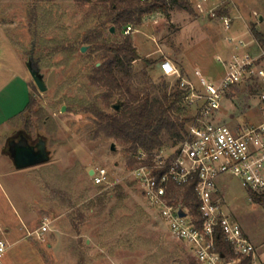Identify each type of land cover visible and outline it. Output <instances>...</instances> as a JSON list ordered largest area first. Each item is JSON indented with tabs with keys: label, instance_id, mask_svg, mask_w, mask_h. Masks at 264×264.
I'll return each mask as SVG.
<instances>
[{
	"label": "rangeland",
	"instance_id": "374dc122",
	"mask_svg": "<svg viewBox=\"0 0 264 264\" xmlns=\"http://www.w3.org/2000/svg\"><path fill=\"white\" fill-rule=\"evenodd\" d=\"M35 1L0 0L6 35L23 61L32 60L46 85V90L39 92L30 78L31 106L12 131L0 132L2 169L12 173L11 191L20 201L19 205H6L12 195L0 185V238L11 245L0 257V264H197L187 246L171 237L139 185L122 178L128 170L122 148L93 136L94 124L80 107L102 91L89 83L92 61L79 52L70 55L53 49L62 44L75 49L82 41V32L99 23L98 9L72 0ZM190 2L187 11L171 9L174 23L153 30L146 27V32L156 35L158 44L174 50L177 67L185 60L191 74L188 79L194 84H199L195 68L205 81L217 83L225 71L216 58L226 59L230 51L224 45L220 23L197 15ZM227 10L235 18L234 31L252 42L249 51L256 54L264 50L250 32L253 27L264 34V0H227ZM133 37L146 47L142 49L138 43L140 53L155 49L141 33ZM132 74L133 89L145 92L154 87L155 94H160L162 86H167V92L175 89L174 80L162 77L158 69L153 72L141 60L132 63ZM257 96L253 82L234 87L224 96L216 119L230 127L257 122ZM185 114L191 118L193 108L186 105ZM20 135L32 144L45 141L49 159L16 169L8 142ZM163 142L165 149L175 146L166 135ZM98 165L121 167L120 190L112 191L113 187L105 191L93 185L87 169ZM4 180L0 177V184ZM217 183L223 210L240 224L264 264V208L251 201L239 179L224 175ZM45 219L51 231L39 241L32 231ZM9 225L11 231L4 232Z\"/></svg>",
	"mask_w": 264,
	"mask_h": 264
},
{
	"label": "built area",
	"instance_id": "2783aa9c",
	"mask_svg": "<svg viewBox=\"0 0 264 264\" xmlns=\"http://www.w3.org/2000/svg\"><path fill=\"white\" fill-rule=\"evenodd\" d=\"M105 1V0H103ZM141 2L149 0H140ZM199 16L217 20L223 30V42L230 51L228 58L217 56L224 76L217 83L205 81L199 74V84L183 76L169 59H162L160 75L177 83L184 102L194 114L186 126L184 139L170 149L152 152L138 150L132 155L134 165L123 179L136 182L143 197L159 215L172 238L184 243L197 264H261L255 244L240 224L223 210L218 179L228 175L240 180L248 192H264V50L252 54L251 41L234 31V17L228 13L227 0H191ZM164 14L149 16L153 24ZM136 31L132 24L121 29L123 36ZM256 52V51H255ZM253 82L258 91L259 120L228 126L216 119L224 96L242 83ZM105 165L91 166L93 185L108 191L120 183L119 171ZM195 181L196 213L181 200L172 198L175 187ZM180 212L184 215L181 216ZM50 230L45 219L33 232L44 240ZM220 235L231 251L223 254L215 236ZM11 245L0 239V257Z\"/></svg>",
	"mask_w": 264,
	"mask_h": 264
},
{
	"label": "trees",
	"instance_id": "16d2710c",
	"mask_svg": "<svg viewBox=\"0 0 264 264\" xmlns=\"http://www.w3.org/2000/svg\"><path fill=\"white\" fill-rule=\"evenodd\" d=\"M53 1L36 0L35 3ZM72 1L92 5V10L98 9L101 14L100 21L95 27L82 32V41L75 49L66 44L53 48L54 51L59 49L68 51L70 55L79 52L92 61L88 80L92 86L102 91L94 100L80 107L94 124L93 136L109 140L121 147L128 168L134 165L132 155L138 150L152 152L163 148V135H166L174 145L179 144L184 139L186 126L190 121L185 114L183 92L177 88V83L174 84L175 89L172 92H167V86H162L160 94H155L154 87L145 92L132 88L134 77L132 63L141 60L150 68L153 62L141 58L130 35L123 36L121 29L127 24H132L136 28L145 18L158 12L167 15L173 8L187 11L188 0ZM112 26L115 29L114 33L109 31ZM250 32L253 39L264 47V34L253 27ZM82 46H87L84 53L80 51ZM143 73L145 76V72ZM32 102L31 96L25 110L17 119L21 118ZM115 105L119 106L118 109L114 108ZM194 185L195 181H192L183 187H174L172 198L176 201L181 200L195 214L197 204ZM117 190H120L119 184L112 189ZM248 195L253 203L264 208V192H248ZM215 239L217 247L223 254L231 253L220 235H216Z\"/></svg>",
	"mask_w": 264,
	"mask_h": 264
},
{
	"label": "crops",
	"instance_id": "0c3cea01",
	"mask_svg": "<svg viewBox=\"0 0 264 264\" xmlns=\"http://www.w3.org/2000/svg\"><path fill=\"white\" fill-rule=\"evenodd\" d=\"M169 23L170 24L174 23L171 10L167 15H163L158 19V24H153L152 20L149 17H147L146 20L144 19V21L140 26L135 28L136 31L132 33L130 36L133 39V45L136 47L137 51H138L137 48L138 43L141 46L140 48L144 49L146 47H144L143 43H141V40L135 39L133 37V34L141 33L145 39L150 40L155 44V49L152 51L145 50L144 54L138 51L142 59L151 61L150 59L153 60L162 56L163 57L162 59L164 58L169 59L173 63L174 60H177L178 56L174 54V50L172 48L170 47L167 48L164 47V45L162 46L158 44L156 35H154L152 32L149 33L148 31L146 32V27H151V29L153 30L155 29V27H160L162 24H169ZM184 28H182V32L184 31ZM4 29H5L4 18L0 16V132L12 131L14 129V127L17 124L18 115L25 110L26 105L28 104L29 99L31 97L30 75L26 68V62L21 59L17 49L12 46L11 39L6 35ZM235 33H237L236 29H235ZM161 60H159L158 62L151 61L153 62V64L150 66V69L153 72L155 71V69H158V65ZM177 68L180 70L183 76L187 78H189L188 77L189 75L191 76L190 72L186 69L187 67L185 60L180 64V67ZM194 73L199 74V68H195ZM4 165L5 164L0 160V177L2 179H5L3 183L0 185L3 187L4 190L7 189L8 192H10V194L12 195L8 204L6 203V205H9V207L14 206L16 204L19 205L20 201L16 200L17 198L15 197L14 193L12 194L11 191V188L13 187L11 183L12 173L9 170L2 169ZM90 168L87 169V174L89 179L91 180L89 175V172L91 171ZM223 177L224 176L220 177L218 180H220ZM9 217L10 215H8V219ZM38 228L39 227L33 230L35 231ZM0 231L3 233L1 227H0ZM10 231H11L10 225L4 227V232H10ZM50 231L51 228L48 232ZM48 232H46V234ZM6 234L8 235V233Z\"/></svg>",
	"mask_w": 264,
	"mask_h": 264
},
{
	"label": "water",
	"instance_id": "95a60500",
	"mask_svg": "<svg viewBox=\"0 0 264 264\" xmlns=\"http://www.w3.org/2000/svg\"><path fill=\"white\" fill-rule=\"evenodd\" d=\"M109 31L114 33V27H110ZM87 46H82L80 48L81 52H85ZM98 65V64H97ZM26 68L30 75L31 80L37 87L39 92H44L46 90V85L43 79L42 74L38 68L33 66L32 60L29 58L26 62ZM118 105H115V109H118ZM111 150H114V145H111ZM8 151L10 156L13 159L14 166L16 169H22L36 164L46 162L49 159L48 150L46 148V143L43 140H40L35 146L27 144V141L24 137H21L19 141H10L8 143ZM89 175H92V171L89 172ZM180 215L184 214L180 212Z\"/></svg>",
	"mask_w": 264,
	"mask_h": 264
},
{
	"label": "flooded vegetation",
	"instance_id": "af4514ba",
	"mask_svg": "<svg viewBox=\"0 0 264 264\" xmlns=\"http://www.w3.org/2000/svg\"><path fill=\"white\" fill-rule=\"evenodd\" d=\"M21 137H24V138L26 139V141H27V144L32 145V146H35V145L38 144L39 141H40V140H39L37 143L32 144L31 141H30L28 138H26L25 136H23V135H20L18 139H13V141H19V140L21 139ZM10 141H12V140H10ZM10 141H9V142H10ZM8 152H9V151H8ZM9 154H10V152H9Z\"/></svg>",
	"mask_w": 264,
	"mask_h": 264
}]
</instances>
